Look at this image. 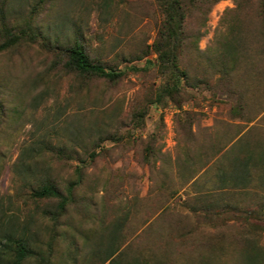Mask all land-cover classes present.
<instances>
[{"label": "rangeland", "instance_id": "1", "mask_svg": "<svg viewBox=\"0 0 264 264\" xmlns=\"http://www.w3.org/2000/svg\"><path fill=\"white\" fill-rule=\"evenodd\" d=\"M168 1L0 0V47L30 32L0 50V264L22 237L51 264H110L112 236L171 264L264 245V0H182L172 96L155 50ZM76 42L123 76L71 71ZM247 158L248 188L222 179ZM49 183L72 188L57 219L34 196Z\"/></svg>", "mask_w": 264, "mask_h": 264}, {"label": "trees", "instance_id": "2", "mask_svg": "<svg viewBox=\"0 0 264 264\" xmlns=\"http://www.w3.org/2000/svg\"><path fill=\"white\" fill-rule=\"evenodd\" d=\"M166 21L164 22V30L161 31V38L155 44V50L158 54L161 62L163 73H169L175 78V80L168 81L164 87L165 95L172 96L174 92H179V86L181 80L185 79L186 73L182 72L179 68V48L176 43L179 42V38L182 35V21L185 16L184 9H182V0H172L167 2V8L165 10ZM27 30L22 31V37L30 35ZM21 36H12L9 44L17 42L22 38ZM11 42V43H10ZM5 44L0 47V50L9 46ZM238 42L234 45H230V50L237 52ZM242 44V43H241ZM67 65L68 68L82 76H95L100 78H106L109 80H115L123 76L122 72L109 69L101 62H93L87 55L84 47L76 42L67 48ZM251 159V158H250ZM253 159H251L252 161ZM250 160L249 158L236 161V167L232 173L225 172L222 179L225 182L231 183L235 188H248L250 184L255 180L253 172L249 170ZM257 165V161L254 163ZM221 179V178H220ZM259 181L264 185V172L259 175ZM37 198H56L59 200L58 213L55 218L62 216L67 208L68 203L72 197V188L69 189L68 195L60 193L53 184H45L38 191L34 193ZM112 238V239H111ZM111 240L107 241V247L109 249L106 252L105 262L110 261V264H171L167 256L159 255H145L144 252L138 251L133 254L129 251V247L126 250L118 253V249L115 245L114 237H110ZM8 242L12 243L11 240ZM258 239L252 238L248 241L247 249L244 250L243 258L245 264H264V245L259 244ZM115 247V248H114ZM32 241L27 238H20L13 242V245L8 252L13 255V258L8 260L9 264H23L28 259L38 257L40 264H51V260L40 251L34 249ZM131 250V249H130ZM104 262V263H105Z\"/></svg>", "mask_w": 264, "mask_h": 264}, {"label": "crops", "instance_id": "3", "mask_svg": "<svg viewBox=\"0 0 264 264\" xmlns=\"http://www.w3.org/2000/svg\"><path fill=\"white\" fill-rule=\"evenodd\" d=\"M264 163V162H263Z\"/></svg>", "mask_w": 264, "mask_h": 264}]
</instances>
